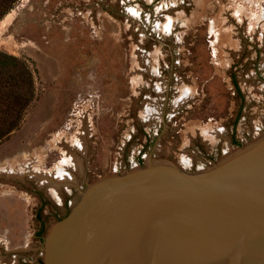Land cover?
Listing matches in <instances>:
<instances>
[{
    "label": "rangeland",
    "instance_id": "374dc122",
    "mask_svg": "<svg viewBox=\"0 0 264 264\" xmlns=\"http://www.w3.org/2000/svg\"><path fill=\"white\" fill-rule=\"evenodd\" d=\"M261 2L12 4L0 53L25 63L32 96L0 139V264H43L50 227L100 177L149 155L199 170L264 133ZM78 137L84 152L73 148ZM67 150L82 171L58 185L41 173Z\"/></svg>",
    "mask_w": 264,
    "mask_h": 264
},
{
    "label": "water",
    "instance_id": "95a60500",
    "mask_svg": "<svg viewBox=\"0 0 264 264\" xmlns=\"http://www.w3.org/2000/svg\"><path fill=\"white\" fill-rule=\"evenodd\" d=\"M43 264H264V133L199 170L149 155L91 182Z\"/></svg>",
    "mask_w": 264,
    "mask_h": 264
},
{
    "label": "trees",
    "instance_id": "16d2710c",
    "mask_svg": "<svg viewBox=\"0 0 264 264\" xmlns=\"http://www.w3.org/2000/svg\"><path fill=\"white\" fill-rule=\"evenodd\" d=\"M16 0H0V17ZM26 85L29 91L26 92ZM32 79L24 62L0 53V139L21 119L32 96Z\"/></svg>",
    "mask_w": 264,
    "mask_h": 264
},
{
    "label": "bare ground",
    "instance_id": "6f19581e",
    "mask_svg": "<svg viewBox=\"0 0 264 264\" xmlns=\"http://www.w3.org/2000/svg\"><path fill=\"white\" fill-rule=\"evenodd\" d=\"M264 0H262V2H263ZM255 2V1H254ZM259 2V1H258ZM261 2V4H260V12H259V21L261 20V23L263 24L264 23V4ZM253 5H255V4H253ZM257 9H258V7H257ZM251 11V10H250ZM243 12H244V10H243ZM248 12V11H247ZM252 15H253V13H251ZM258 14V13H257ZM255 16V15H254ZM257 18V17H256ZM167 29H169V26H170V21H171V18H168L167 19ZM253 21V20H252ZM253 23V22H252ZM259 23V22H258ZM257 23V24H258ZM254 24V23H253ZM261 24V25H262ZM258 27V26H257ZM264 27V26H263ZM261 29H263V28H261ZM262 31V30H261ZM217 33V32H216ZM261 33V32H260ZM263 33V32H262ZM264 35V34H263ZM263 37V36H262ZM140 56V55H139ZM135 58V57H134ZM145 60V59H144ZM142 64V63H141ZM143 65V64H142ZM138 67H136V69L137 68H139L140 69V67H139V65H137ZM147 67V66H146ZM143 68H144V66H143ZM138 70V69H137ZM141 70V69H140ZM144 70V69H143ZM142 71V70H141ZM141 71H140V73H141ZM138 72H139V70H138ZM138 72H136V74H139ZM135 73V72H134ZM136 77H137V75H135ZM139 76V75H138ZM143 77V76H142ZM156 88H157V86H156ZM188 88V86H183V88L181 89L182 90V95H185V97H187L188 96V94L186 93L187 91H186V89ZM189 91V90H188ZM57 136V135H56ZM61 137V135L59 136V138ZM55 139H58V137L57 138H55ZM74 140H75V137H74ZM58 142H59V140H58ZM60 142H62V141H60ZM68 143V142H67ZM67 143H65V146L67 145ZM54 144V143H53ZM72 144V143H71ZM71 144H70V146H71ZM63 145V144H62ZM72 145H74L73 146V148H75V149H78L79 151H81V152H84L85 151V144H84V142H83V137L82 138H80V137H78L77 139H76V141H74V143L72 144ZM68 146V145H67ZM69 146V147H70ZM64 147V146H63ZM62 147V148H63ZM72 148V147H71ZM66 149H68L67 147H66ZM65 149V150H66ZM74 151V150H73ZM66 152V151H65ZM64 152V153H65ZM69 152V153H68ZM71 151H68L67 150V153H66V155L64 156V158H63V160L54 168V169H52V171H50V172H42L41 174H43V176L44 175H48V177L49 176H51L54 180H52V179H50L51 180V182H57V184L58 185H60L61 183H63V182H70V181H72V183L74 182V181H76L75 180V178L76 177H74V174L72 173V170H79V171H82L81 170V163H80V161H78L77 159H76V157L73 155V153L74 152H72V154L70 153ZM76 155V154H75ZM31 173V172H30ZM54 184V183H53ZM58 185H55V186H58Z\"/></svg>",
    "mask_w": 264,
    "mask_h": 264
}]
</instances>
